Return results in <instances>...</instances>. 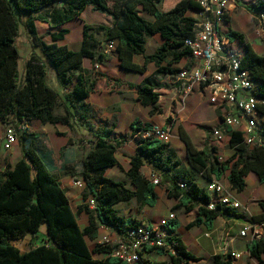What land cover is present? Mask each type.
I'll use <instances>...</instances> for the list:
<instances>
[{
  "label": "trees",
  "instance_id": "trees-1",
  "mask_svg": "<svg viewBox=\"0 0 264 264\" xmlns=\"http://www.w3.org/2000/svg\"><path fill=\"white\" fill-rule=\"evenodd\" d=\"M162 0H0V122L13 125L18 131L21 123L33 120L47 124L62 123L71 127L72 121L82 122L92 135L91 149L82 160V177L86 184L83 198L93 197L97 201L94 210L80 206L90 215V224L80 229L76 216L71 210L66 191L62 188L58 176L46 164L38 143L39 135L25 130L18 135L22 158L13 166L0 170V264H123L111 256L112 246L95 245L91 251L85 236L91 240L98 237L99 225L116 231L125 240L127 231L135 225L132 219L119 215L115 205L120 202L136 200L142 206L153 207L158 199L156 185L144 178L141 168L149 165L154 171L164 174L180 165L174 161V155L167 151L168 144L157 139L139 140L138 153L132 156L127 176L133 188L122 182H116L105 173L118 164L115 153L120 143L110 140L114 129L106 119L96 116L95 110L85 99L96 88L98 79L85 76L82 60L103 61L109 55L104 54V46L94 32H102L105 45L115 42V52L120 67L127 71L144 73L149 63L156 65V71L145 78L136 88L137 99L145 107L157 110L159 100L158 78L163 75H175L176 70L164 66L172 65L183 59H192V50L186 44L195 36L197 19L188 16L200 8L193 0H180L171 10L162 12L159 5ZM91 6L95 11L112 18L109 26L92 27L84 25L83 41L79 51H73L65 45H59L69 33L64 28L67 22L78 18ZM255 13L264 12V0L255 3ZM154 17L148 21L140 12ZM229 18H226L228 22ZM37 22L48 23L55 32H49L51 42L47 43L38 34ZM23 26L32 44V52L25 63L23 74L19 71V54L16 39ZM159 35L163 43L155 53L146 55L147 39ZM230 42L245 43L244 36L229 30ZM246 52L242 57V69L247 70L257 83L256 97L264 101V57L256 54L250 45L245 44ZM143 56L144 64L137 65L134 57ZM55 68L56 76L62 87L72 88L67 96L69 106L66 115L54 114L59 105V92L48 85L47 62ZM83 108L78 113L76 104ZM264 105H260L262 113ZM149 126L134 124L137 131ZM229 146L236 149L228 160L220 161L214 154L197 151L190 140L183 136L187 146V155L191 167L207 179L214 175L221 178L228 172L231 187L242 192L246 187L245 177L254 174L264 182V149L248 148L242 133L229 130ZM174 188L168 189V196L178 200L175 209L185 208L191 211L199 206V217L187 227L205 223L208 228L223 212L230 208L217 206L207 209L211 196L207 190L199 187L193 176L185 168L178 169ZM184 185V187H182ZM264 208V205L262 204ZM97 219V220H96ZM259 221L264 222L262 216ZM261 223V222H259ZM46 224L45 243L22 252L14 245L28 234L33 236ZM170 232L177 228L175 221L168 226ZM179 257H171L172 264H181L184 258L195 259L186 253L178 239ZM163 251V250H161ZM93 254H106V258L97 260ZM249 254L260 264H264V236L252 241ZM164 264V263H152ZM213 264H233L231 255H216Z\"/></svg>",
  "mask_w": 264,
  "mask_h": 264
},
{
  "label": "crops",
  "instance_id": "crops-1",
  "mask_svg": "<svg viewBox=\"0 0 264 264\" xmlns=\"http://www.w3.org/2000/svg\"><path fill=\"white\" fill-rule=\"evenodd\" d=\"M179 1L162 0L159 9L162 12L169 11ZM257 1L260 0H237L236 5L229 10L228 22L220 27V32L226 36L229 30L244 36V44L238 41L231 44L234 51L242 56L246 52L245 44H248L256 54L264 57V38H260L255 33L253 22ZM190 13H188V16H191ZM140 14L148 21L154 20V17L144 11H141ZM192 17H194V12ZM74 20H78L82 24V38L72 44L73 48H71V46L65 44L66 39L70 36L69 31L65 38L58 42L59 45H65L73 51L81 49L84 25L97 27L99 25L109 26L112 23L111 17L95 11L91 6H88ZM37 30L38 34L45 39V35L49 36V32H55L58 28H52L48 23L37 22ZM42 30L44 32H40ZM94 34L101 41L102 46H105L103 33L94 32ZM162 43L163 40L159 35L147 39L146 55L155 53ZM134 62L142 66L144 57L136 56ZM193 64L192 59H183L179 63L172 65L164 63L163 65L176 70L177 74L180 70L190 68ZM82 69L85 76L98 79L95 90L85 99V104L94 108L96 116L106 119L109 125H113L114 129L110 135V140L114 143H120L115 153L118 164L106 171V177L124 183L129 189L133 188L126 173L130 168L132 156L138 153L140 138L137 136L138 131L134 128L136 123L143 127L156 124L169 128L171 140L167 151L174 155V161L180 163L179 166L164 174L154 171L149 165L143 166L141 174L144 178L150 180L152 175H157L160 179V183L155 188L158 195L157 202L153 207L142 206L136 200L117 203L115 209L119 215L126 219H132L139 225L152 228L160 227L161 221L174 213L177 228L171 231L170 234L181 242L187 254L195 258H184L181 264H213V258L219 254H240V258L233 259V264H260L249 254V245L252 242L250 232H247L244 237L240 236V232L252 223L263 222L259 219L262 216L264 217V208L262 207V204L264 205V182H260L254 174H248L245 177V189L242 192H237L229 183L228 172L223 173L221 178L213 175L211 179H207L201 172L194 170L188 160L187 146L183 136L190 140L197 151L213 154L212 148H215L214 154L221 162L230 159L236 152V149L229 146L228 136L211 146L206 143L211 133L223 126L222 109L210 102L211 90L195 86L192 91L186 92L182 83L177 82L176 74L163 75L158 78L160 83V87L157 89L159 100L156 104L157 110L152 114V107H145L139 102L136 88L133 86L139 85L145 78L154 74L156 71L154 63H149L144 73L127 71L120 67L117 53L113 51L103 61L93 62L84 58ZM105 76H110L109 78L114 80L119 78L124 83H108ZM52 84H54L53 87L48 85L58 91L60 95L59 105L54 114L63 117L66 115V106L70 104L67 96L71 93L72 88L62 87L57 78L53 80ZM76 106L78 113H81L83 108L80 107L79 103ZM261 114L264 117V110ZM71 125L69 127L62 123L44 124L39 120H33L28 123V130L39 135L38 143L44 160L52 172L58 176L62 188L66 191L71 210L76 216L80 229L83 230L90 224V215L85 210H80L81 201L79 200L82 197V191L73 186V180L83 179L82 160L92 146L91 143H86L84 139L92 140L93 137L82 122L75 120L71 122ZM3 130L4 125L0 122V153L4 151L2 143ZM17 144L18 141L12 147L11 155L2 159L1 171L6 167H13L22 158L21 149L15 147ZM180 167L189 171L195 183L206 190L210 182L219 181L224 188V195L238 202L240 208L229 209L230 213L223 212L221 216L214 220L210 228L204 222L188 228L187 226L199 217V206H195L191 211H186L185 208L175 209L179 203L178 200L168 196V189L174 188L176 183L181 182V179L176 177ZM207 193L212 196L208 191ZM97 223L99 225L98 237L91 240L88 236H85V241L91 251L95 248L96 242L102 233L109 232L112 245L122 239L112 228L108 227L107 231H104L98 220ZM40 231L46 233V224L41 227ZM38 234L33 238H37ZM32 236L28 234L26 238H30L31 241ZM20 242H15L14 245L22 252H27L32 247L42 245L31 246L29 244L27 247H22L19 245ZM93 258L102 260L106 258V254H93ZM143 259L148 264H172L170 255L156 249L146 251L143 254Z\"/></svg>",
  "mask_w": 264,
  "mask_h": 264
},
{
  "label": "built area",
  "instance_id": "built-area-1",
  "mask_svg": "<svg viewBox=\"0 0 264 264\" xmlns=\"http://www.w3.org/2000/svg\"><path fill=\"white\" fill-rule=\"evenodd\" d=\"M199 10L194 12L197 19L195 36L187 40L186 44L192 50L194 64L190 68L182 69L176 74L177 82H181L186 92L192 91L195 86L211 90L210 102L222 109L223 126L215 129L211 136L216 141H222L227 131L233 130L242 133L244 144L253 149H264V117L259 111L264 101L256 97L257 83L253 81L250 73L242 69V55L234 51L232 42L220 32V27L225 24L230 8L234 7L237 0H193ZM255 33L264 38V12L259 11L253 15ZM115 42L104 46L103 53L110 55L115 50ZM28 129V124L21 123L18 131L13 125L5 128L3 147L11 150L18 141L17 133ZM141 140L153 138L163 144H169L171 131L167 127L151 125L137 132ZM150 181L154 185L160 183L157 175H152ZM73 186L82 192L86 188L84 180L74 179ZM184 187V185H182ZM207 191L212 194L210 203L206 206L215 210L222 208L238 209L240 204L224 195V188L219 181H212L207 185ZM80 206H87L94 210L97 201L93 197L80 199ZM176 220L174 213L163 219L160 227H146L135 225L127 231L125 240L121 239L112 245L110 235H101L96 245L112 246L111 256L122 261L123 264H148L143 259V254L150 250H163L171 257L178 258V242L171 236L169 224ZM107 226L102 229L107 230ZM250 232L252 241L264 236V222L252 223L240 232L246 236ZM240 258V254L231 255Z\"/></svg>",
  "mask_w": 264,
  "mask_h": 264
},
{
  "label": "rangeland",
  "instance_id": "rangeland-1",
  "mask_svg": "<svg viewBox=\"0 0 264 264\" xmlns=\"http://www.w3.org/2000/svg\"><path fill=\"white\" fill-rule=\"evenodd\" d=\"M190 15L192 17L193 16V12H191ZM64 28H66V29H68L70 31V36L66 39L65 44H67L68 46H71V48H73V45L72 44L78 42L82 38V30H81L82 29V24L78 20L77 21L76 20H73V21L67 22L64 25ZM40 32H44V30H42ZM45 36L46 37H45L44 40L47 43H50L51 42V38L49 36H47V35H45ZM260 38H262V37H260ZM16 44L18 46V54H19V71H20L21 74H23L24 69H25V63L28 60L29 55H30V53L33 50L32 44H31V39H30L27 31L25 30V28L23 26L20 27V33H19V36L16 39ZM46 62H47V78H48L47 82H48V84L50 86L53 87L54 86V84H52L53 83V80L54 79L56 80V78H57L56 72H55V68L52 66V64L47 59H46ZM109 77L105 76V78L107 79V82L108 83H111V82L112 83L113 82H116V83L123 82V80H121L119 78H118V80H114V79H111ZM154 125H156V124H154ZM5 128H6V125H4V130H3V135H2V143H3V140H4ZM84 140H85L86 143L89 144L88 141L90 139L89 140L84 139ZM215 142L217 143L219 141H216V139L213 138L212 136H210V138H208L207 141H206L207 145H209V146L215 144ZM15 147H18L20 149L19 143ZM12 151H13V149H11V150H5L4 149V151L0 153V170L2 168L1 167L2 166L1 165L2 159L4 157H6V158L9 157L11 155ZM82 195H83V192H82ZM43 231H44V229H43ZM104 231H107V230H104ZM107 233H109V232H106V234ZM104 234L105 233H102V235H104ZM33 237L34 236L31 237V241H30V238H28V237L26 238L25 237V239H23L19 243V245L22 246V247H27V245L29 246V244H31V246H34V245H37V244H44L45 243V240H46V233L40 231V233L38 234L37 238H33Z\"/></svg>",
  "mask_w": 264,
  "mask_h": 264
}]
</instances>
